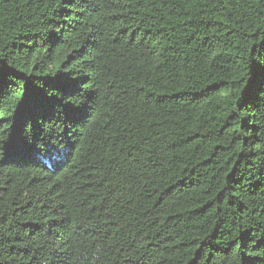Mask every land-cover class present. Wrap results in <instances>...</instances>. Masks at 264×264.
I'll return each instance as SVG.
<instances>
[{"label":"trees","instance_id":"1","mask_svg":"<svg viewBox=\"0 0 264 264\" xmlns=\"http://www.w3.org/2000/svg\"><path fill=\"white\" fill-rule=\"evenodd\" d=\"M0 68V264H264V0H0Z\"/></svg>","mask_w":264,"mask_h":264},{"label":"snow or ice","instance_id":"2","mask_svg":"<svg viewBox=\"0 0 264 264\" xmlns=\"http://www.w3.org/2000/svg\"><path fill=\"white\" fill-rule=\"evenodd\" d=\"M2 72H3V69L0 68V73H2ZM46 147H47L48 151L52 152L53 154H56V155L59 154V152H58V150L56 149L55 145H51V144H49V145H47Z\"/></svg>","mask_w":264,"mask_h":264}]
</instances>
